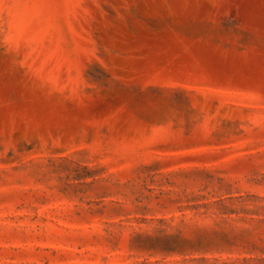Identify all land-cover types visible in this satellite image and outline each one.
Returning a JSON list of instances; mask_svg holds the SVG:
<instances>
[{
    "label": "rangeland",
    "instance_id": "374dc122",
    "mask_svg": "<svg viewBox=\"0 0 264 264\" xmlns=\"http://www.w3.org/2000/svg\"><path fill=\"white\" fill-rule=\"evenodd\" d=\"M0 264H264V0H0Z\"/></svg>",
    "mask_w": 264,
    "mask_h": 264
}]
</instances>
